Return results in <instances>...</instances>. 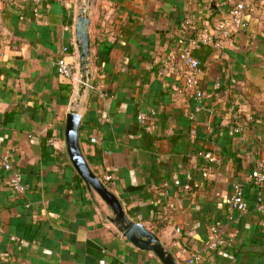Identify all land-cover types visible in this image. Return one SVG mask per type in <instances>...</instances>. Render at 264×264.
<instances>
[{
	"label": "crops",
	"instance_id": "crops-1",
	"mask_svg": "<svg viewBox=\"0 0 264 264\" xmlns=\"http://www.w3.org/2000/svg\"><path fill=\"white\" fill-rule=\"evenodd\" d=\"M232 1L0 0V157L12 164L0 167V264H163L122 234L71 162L65 126L78 97L90 167L111 175L105 183L130 217L179 264H264V212L248 181L264 157V9L219 46L192 43L217 31ZM86 4L93 86L79 96L56 59L67 44L79 64L75 25ZM187 47L202 61V98L176 89ZM166 63L173 68L161 76ZM149 109L153 130L137 117ZM13 171L24 191L8 183ZM234 180L244 183V211L229 206ZM217 221L232 245L189 262Z\"/></svg>",
	"mask_w": 264,
	"mask_h": 264
},
{
	"label": "built area",
	"instance_id": "built-area-1",
	"mask_svg": "<svg viewBox=\"0 0 264 264\" xmlns=\"http://www.w3.org/2000/svg\"><path fill=\"white\" fill-rule=\"evenodd\" d=\"M230 0H220V3H228ZM264 9V0L261 4H258L255 0H236L232 1V5L228 10L227 16L218 25L216 32L204 31L198 37L192 39V43L200 44L213 41L216 45H220L223 37L228 36L233 30L247 27L249 25V16L259 9ZM192 18L188 17L184 20L182 27L187 28L192 23ZM70 50L69 45H64L56 64L59 71L65 76L70 77L75 83L77 82V76L81 72L79 64L74 63L67 59V53ZM180 60L185 66L186 71L184 74L183 83L177 86V91L188 97L202 98L204 91L200 86L199 73L201 71L200 59L193 55L190 47L185 48L180 52ZM172 65L166 63L159 75L163 76L171 70ZM89 86H93L88 83ZM138 119L145 124L148 130H153L156 127L157 114L154 109L142 110L138 113ZM0 167L7 170L12 169V164L7 156L0 157ZM111 179V175L106 173L103 176L104 181ZM249 183L256 190V205L257 208L264 212V157L258 158L256 166L248 174ZM8 183L16 190L24 191L27 186L22 180V176L19 172L13 171L8 178ZM177 184H181V181L176 180ZM184 186L188 189L192 185L187 182ZM229 206L233 210L244 211L249 207V201L245 194L244 183L240 180H234L232 183V191L230 196ZM173 207V204L166 206V210ZM221 222L217 221L211 225L210 234L202 248L203 251H197L188 258L189 262H194L197 257H201L203 252H211L216 250L220 246H231L232 238L227 237L219 230Z\"/></svg>",
	"mask_w": 264,
	"mask_h": 264
},
{
	"label": "water",
	"instance_id": "water-1",
	"mask_svg": "<svg viewBox=\"0 0 264 264\" xmlns=\"http://www.w3.org/2000/svg\"><path fill=\"white\" fill-rule=\"evenodd\" d=\"M93 0H90L92 2ZM89 2V3H90ZM91 18L88 6L84 5L77 16L75 33L79 52V67L82 76L79 96L83 94L91 78L92 43L90 34ZM79 97L75 105L68 111L65 126V139L67 152L74 167L87 182L111 207L113 211L112 221L128 240L136 246L152 250L163 264H179L177 257L162 242L160 236L140 221L130 217L124 208L120 198L112 191L105 181L90 167L80 144L81 112L77 108Z\"/></svg>",
	"mask_w": 264,
	"mask_h": 264
},
{
	"label": "bare ground",
	"instance_id": "bare-ground-1",
	"mask_svg": "<svg viewBox=\"0 0 264 264\" xmlns=\"http://www.w3.org/2000/svg\"><path fill=\"white\" fill-rule=\"evenodd\" d=\"M87 5V4H86ZM77 82L79 83L78 85V91H79V87L81 86V82H82V76H81V72L78 74L77 76ZM76 82V84H77Z\"/></svg>",
	"mask_w": 264,
	"mask_h": 264
},
{
	"label": "trees",
	"instance_id": "trees-1",
	"mask_svg": "<svg viewBox=\"0 0 264 264\" xmlns=\"http://www.w3.org/2000/svg\"><path fill=\"white\" fill-rule=\"evenodd\" d=\"M234 1H236V0H234ZM193 53V52H192ZM194 55V54H193ZM200 64H202V61L200 60Z\"/></svg>",
	"mask_w": 264,
	"mask_h": 264
},
{
	"label": "rangeland",
	"instance_id": "rangeland-1",
	"mask_svg": "<svg viewBox=\"0 0 264 264\" xmlns=\"http://www.w3.org/2000/svg\"><path fill=\"white\" fill-rule=\"evenodd\" d=\"M78 84H79V83L77 82V86H79Z\"/></svg>",
	"mask_w": 264,
	"mask_h": 264
}]
</instances>
